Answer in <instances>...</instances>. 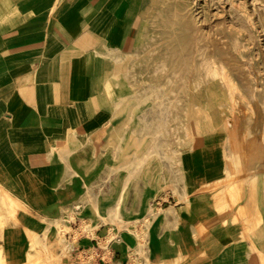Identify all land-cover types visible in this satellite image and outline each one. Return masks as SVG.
<instances>
[{"label":"crops","instance_id":"1","mask_svg":"<svg viewBox=\"0 0 264 264\" xmlns=\"http://www.w3.org/2000/svg\"><path fill=\"white\" fill-rule=\"evenodd\" d=\"M155 1L0 0V257L5 264H24L37 248L52 249L62 231L55 222L63 219L76 264L126 261L132 235L109 236L112 221L82 233L71 213L84 200L82 214L100 220L85 192L95 198L102 217L114 211L117 196L106 193L111 190L96 195L98 177L127 174L123 166L134 159L130 145L144 144V129L155 127L146 122L144 86L137 76L145 74L137 64L146 62L145 23ZM196 159V166L188 156L182 159L176 195L155 193L158 210L147 226L141 224L135 246L138 264H264V215L261 227L243 231L236 206L228 202L225 213L217 209L213 191L198 190L219 179V164L207 153ZM117 165L120 173L114 171ZM124 188L117 191L122 189V198ZM132 191L137 200L122 206L123 218L141 222L144 185L138 182Z\"/></svg>","mask_w":264,"mask_h":264},{"label":"rangeland","instance_id":"2","mask_svg":"<svg viewBox=\"0 0 264 264\" xmlns=\"http://www.w3.org/2000/svg\"><path fill=\"white\" fill-rule=\"evenodd\" d=\"M148 19L146 62L137 64L145 74L137 76L144 86L146 122L152 120L155 127L144 129V144L130 145L134 159L123 166L127 174L98 177V197L105 189L115 197L124 184L118 212L110 210L93 222L82 214V200L71 213L72 222L80 220L82 233L112 221L109 236L132 235L134 243L123 264L139 263L135 246L141 224L147 226L158 210L152 202L157 191L178 193L186 156L193 166L205 153L219 164V179L198 190L213 191L217 209L225 213L228 202L236 206L243 231L261 227L264 215V0H156ZM182 32L187 33L186 42ZM121 169L114 166L118 173ZM138 182L144 185L147 203L144 219L135 223L136 216L135 221L123 218L122 206L130 200L136 203L138 193L132 189ZM182 197L187 200L186 194ZM51 244L52 249L37 248L24 264H76L68 233L58 232ZM0 264H5L1 257Z\"/></svg>","mask_w":264,"mask_h":264},{"label":"bare ground","instance_id":"3","mask_svg":"<svg viewBox=\"0 0 264 264\" xmlns=\"http://www.w3.org/2000/svg\"><path fill=\"white\" fill-rule=\"evenodd\" d=\"M215 21V20H214ZM182 23H184V21L182 22ZM212 23H214V24H216L215 22H212ZM209 24V23H208ZM213 27V26H212ZM214 28V27H213ZM216 28H217V26H216ZM209 30V29H208ZM215 30H217V29H215ZM220 34V33H219ZM195 35V34H194ZM225 36V35H224ZM180 37L183 39L182 41L183 42H186L187 41V33L186 32H182L181 33V35H180ZM214 37V36H213ZM218 37H220V36H218ZM205 38V37H204ZM217 38V37H216ZM222 38V37H221ZM194 39V38H193ZM214 40V39H213ZM218 40V39H217ZM222 40H224L223 38H222ZM214 42H215V40H214ZM226 43V42H225ZM209 44V43H208ZM217 44V43H216ZM222 44V43H221ZM210 45V44H209ZM214 46V45H213ZM216 46V45H215ZM222 46V45H221ZM223 46H226V45H223ZM216 47H218V46H216ZM213 48V47H212ZM174 53L176 54V55H178L179 53H177V51H175L174 50ZM231 53V52H230ZM204 54V53H203ZM194 55V54H193ZM151 57V56H150ZM222 57V56H221ZM230 58V56L228 57V59ZM223 61V60H222ZM228 61V60H227ZM230 62H232V61H230ZM233 63V62H232ZM228 64V63H227ZM211 67V66H210ZM164 68H165V66H164ZM214 68V67H213ZM207 70H209V69H207ZM212 70V69H211ZM218 71V70H217ZM188 73V72H187ZM215 73V72H214ZM213 73V74H214ZM237 76H239V75H237ZM184 80V79H183ZM203 82V81H202ZM191 83V82H190ZM196 83H197V81H196ZM206 87H207V85H206ZM229 120V119H228ZM233 122V121H232ZM231 123V122H230ZM232 124V123H231ZM151 153V152H150ZM149 153V154H150ZM199 153V152H198ZM148 154V155H149ZM151 155H153V153L151 154ZM151 157V156H150ZM153 157V156H152ZM149 159H151V158H149ZM160 161V160H159ZM158 161V162H159ZM199 163H197V165H198ZM145 165V164H144ZM146 166V165H145ZM85 198H86V201L88 202V204H89V207L91 208V211L93 212V214H95L98 218H101L102 217V215L100 214V212H99V207H98V204H97V202H96V200H95V198L92 196V195H90L88 192H85ZM122 200V189L118 192V194H117V197H116V202H115V208H116V210H114V212L116 213V212H118V207H119V204H120V201ZM69 217H71L70 215H69ZM259 220V219H258ZM135 223H136V221H135ZM259 225V224H258ZM55 226L56 227H58V229L59 230H62L63 232L64 231H67L68 232V230L70 229L69 228V226L67 225V223L65 222V220L63 219V220H59V221H56L55 222ZM61 231V232H62ZM141 244V243H140ZM143 246L142 245H139V249H137V250H139L140 252H143L144 253V251H143ZM142 257H143V255H142ZM145 258V257H144Z\"/></svg>","mask_w":264,"mask_h":264},{"label":"built area","instance_id":"4","mask_svg":"<svg viewBox=\"0 0 264 264\" xmlns=\"http://www.w3.org/2000/svg\"><path fill=\"white\" fill-rule=\"evenodd\" d=\"M75 208H79V205H75ZM96 246H98V245H96ZM97 256H98L99 260H101V261L105 260V254L98 253V251H97ZM84 257L86 258V256H84Z\"/></svg>","mask_w":264,"mask_h":264}]
</instances>
